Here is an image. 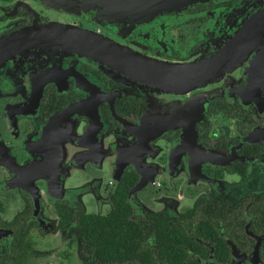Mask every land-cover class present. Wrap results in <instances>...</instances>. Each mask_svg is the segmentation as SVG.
I'll return each mask as SVG.
<instances>
[{
	"label": "flooded vegetation",
	"instance_id": "af4514ba",
	"mask_svg": "<svg viewBox=\"0 0 264 264\" xmlns=\"http://www.w3.org/2000/svg\"><path fill=\"white\" fill-rule=\"evenodd\" d=\"M178 1L0 0V264L73 231L82 264L75 221L119 206L264 264V0Z\"/></svg>",
	"mask_w": 264,
	"mask_h": 264
},
{
	"label": "trees",
	"instance_id": "16d2710c",
	"mask_svg": "<svg viewBox=\"0 0 264 264\" xmlns=\"http://www.w3.org/2000/svg\"><path fill=\"white\" fill-rule=\"evenodd\" d=\"M126 213L119 206L112 217L83 215L75 221L81 234L82 264H158L157 260L161 264H193L189 245L194 240L188 238L187 226H141L126 221ZM62 216L60 229L66 230L74 217L70 218L69 212Z\"/></svg>",
	"mask_w": 264,
	"mask_h": 264
},
{
	"label": "rangeland",
	"instance_id": "374dc122",
	"mask_svg": "<svg viewBox=\"0 0 264 264\" xmlns=\"http://www.w3.org/2000/svg\"><path fill=\"white\" fill-rule=\"evenodd\" d=\"M95 205L89 206V211H94ZM75 231L64 235L62 239L59 234L45 233V259L41 264H81L78 248L73 239ZM73 241L70 243L69 238ZM82 261V260H81Z\"/></svg>",
	"mask_w": 264,
	"mask_h": 264
},
{
	"label": "water",
	"instance_id": "95a60500",
	"mask_svg": "<svg viewBox=\"0 0 264 264\" xmlns=\"http://www.w3.org/2000/svg\"><path fill=\"white\" fill-rule=\"evenodd\" d=\"M185 0H179L178 2H183ZM190 2V0H188ZM207 65H193L190 66L187 69V72L185 71V75L187 74V77H189L191 80V84L192 86L196 87L199 84L205 83L207 81V79H205L208 76V72H207ZM141 185H138V187L136 189H138ZM135 189V190H136Z\"/></svg>",
	"mask_w": 264,
	"mask_h": 264
}]
</instances>
